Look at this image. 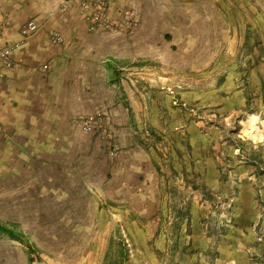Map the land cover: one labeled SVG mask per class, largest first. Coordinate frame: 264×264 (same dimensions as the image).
Returning a JSON list of instances; mask_svg holds the SVG:
<instances>
[{
  "label": "rangeland",
  "instance_id": "1",
  "mask_svg": "<svg viewBox=\"0 0 264 264\" xmlns=\"http://www.w3.org/2000/svg\"><path fill=\"white\" fill-rule=\"evenodd\" d=\"M188 4L173 6L169 54L124 73L141 106L124 135L153 189L115 181L113 121L117 157L92 136L90 178L62 172L26 211L0 199L20 240L0 232V264H264V0Z\"/></svg>",
  "mask_w": 264,
  "mask_h": 264
},
{
  "label": "crops",
  "instance_id": "2",
  "mask_svg": "<svg viewBox=\"0 0 264 264\" xmlns=\"http://www.w3.org/2000/svg\"><path fill=\"white\" fill-rule=\"evenodd\" d=\"M201 2L111 0L113 19L136 15L132 33L125 34L87 31L77 0H0V44H17L14 67L0 75V199L7 211H26L31 198L42 200L46 184L62 172L79 171L86 180L94 164L101 170V160L91 155L92 136L76 122L100 108H109L113 121L124 126L115 181L143 179L153 189L148 152L125 138L133 134L129 123L132 117L136 123L141 106L130 73H124L133 70L131 60L168 55L164 34L170 19L181 15L173 6ZM29 21L36 30L22 39L20 29Z\"/></svg>",
  "mask_w": 264,
  "mask_h": 264
},
{
  "label": "built area",
  "instance_id": "3",
  "mask_svg": "<svg viewBox=\"0 0 264 264\" xmlns=\"http://www.w3.org/2000/svg\"><path fill=\"white\" fill-rule=\"evenodd\" d=\"M77 4L87 31L93 32L100 28L111 33H132L136 15L133 12L126 13L123 22L113 19L109 15L111 0H77ZM35 30L36 25L29 21L20 29V36L22 39H28ZM55 40L58 41L59 37L55 36ZM16 47V43L0 44V75L14 67L12 53ZM76 122L84 134H90L105 146L109 159H116L117 147L111 133L113 118L106 108H100L93 114L80 115Z\"/></svg>",
  "mask_w": 264,
  "mask_h": 264
},
{
  "label": "trees",
  "instance_id": "4",
  "mask_svg": "<svg viewBox=\"0 0 264 264\" xmlns=\"http://www.w3.org/2000/svg\"><path fill=\"white\" fill-rule=\"evenodd\" d=\"M0 232L5 234V235H7V237L10 240L20 241L19 238L14 234L13 230L10 227H6L4 225H0ZM123 249H124V245H123ZM29 261H31V259H29Z\"/></svg>",
  "mask_w": 264,
  "mask_h": 264
}]
</instances>
